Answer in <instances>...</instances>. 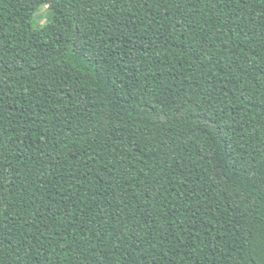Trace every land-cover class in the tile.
<instances>
[{"label": "trees", "instance_id": "obj_1", "mask_svg": "<svg viewBox=\"0 0 264 264\" xmlns=\"http://www.w3.org/2000/svg\"><path fill=\"white\" fill-rule=\"evenodd\" d=\"M0 264H264V0H0Z\"/></svg>", "mask_w": 264, "mask_h": 264}, {"label": "rangeland", "instance_id": "obj_2", "mask_svg": "<svg viewBox=\"0 0 264 264\" xmlns=\"http://www.w3.org/2000/svg\"><path fill=\"white\" fill-rule=\"evenodd\" d=\"M50 17H51L50 8H48V6H46V5L40 6L35 10L33 25L35 27H40L43 24H45L46 22H48Z\"/></svg>", "mask_w": 264, "mask_h": 264}]
</instances>
